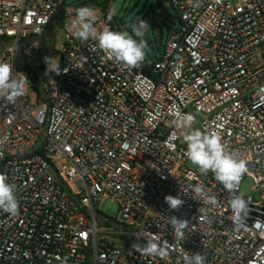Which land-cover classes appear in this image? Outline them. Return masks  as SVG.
I'll list each match as a JSON object with an SVG mask.
<instances>
[{
	"label": "built area",
	"instance_id": "2783aa9c",
	"mask_svg": "<svg viewBox=\"0 0 264 264\" xmlns=\"http://www.w3.org/2000/svg\"><path fill=\"white\" fill-rule=\"evenodd\" d=\"M167 1L177 27L154 62L127 69L69 31L82 6L95 9L98 30H115L108 5L0 0V61L30 81L14 104L0 100V173L19 201L15 217L0 211V264H185L197 252L205 264H264V0ZM57 31L60 75L44 62ZM177 110L247 162L239 231L230 194L184 155ZM245 179L257 201L240 192ZM167 195L184 201L179 211ZM103 199L115 217L101 212ZM171 216L189 221L183 240ZM148 232L172 244L166 260L130 250Z\"/></svg>",
	"mask_w": 264,
	"mask_h": 264
},
{
	"label": "clouds",
	"instance_id": "9594fccd",
	"mask_svg": "<svg viewBox=\"0 0 264 264\" xmlns=\"http://www.w3.org/2000/svg\"><path fill=\"white\" fill-rule=\"evenodd\" d=\"M115 15V9H110L108 20H111ZM96 21L97 12L94 8L79 7L76 9L74 17L69 21V31L82 43L90 39L96 41L97 47L105 54L106 58L118 65L127 69H135L143 64L148 48L144 37L150 28L147 21L140 19L138 22L129 24L131 33L129 31H114L109 27L98 30L95 26ZM44 62L48 66L52 63V58L46 56ZM52 70L56 75H60L63 71L58 64L54 65ZM48 72L47 67L46 75ZM29 84L27 75L16 76L12 64L0 61V100L14 104L18 98L27 93ZM173 117L172 124L175 129L179 130L182 141L186 144L184 155L198 168L200 173L211 172L216 181L222 184L230 194L231 215L228 218L232 222L233 230L239 231L244 227L250 212V202L242 195L236 194L240 181L247 172V162L244 159H237L228 150L217 131H202L199 128H194L196 117L192 113H182L177 110L173 112ZM194 191L197 194H203V186L196 185ZM15 193V185L8 182L7 174L0 173V211L12 217H15L19 211V201ZM208 202L215 204V196L209 197ZM165 203L170 210L179 211L184 201L178 196L167 195ZM168 224L172 228L174 240H183L186 230L189 228V221L171 216L168 218ZM145 241L143 244L135 241L131 244L130 250L144 257H159L162 260L168 258L172 244L167 240L148 232ZM184 259L185 264H205V257L199 252L190 253Z\"/></svg>",
	"mask_w": 264,
	"mask_h": 264
},
{
	"label": "rangeland",
	"instance_id": "374dc122",
	"mask_svg": "<svg viewBox=\"0 0 264 264\" xmlns=\"http://www.w3.org/2000/svg\"><path fill=\"white\" fill-rule=\"evenodd\" d=\"M64 4L67 6L94 4L99 7L108 5L109 9L116 11V15L110 20L116 31H129L131 33L129 24L138 22L140 19L147 21L150 28L147 30L144 39L148 44L145 59L148 64L158 58L168 35L179 23L177 11L167 0H65ZM61 42L62 34L57 31L54 43L56 51L52 53V67L57 64L56 52L60 50ZM186 165L191 167L189 162ZM251 188L252 183L245 179L241 183L240 192L244 195H250L252 200L257 201L259 192ZM100 210L109 217H115L117 205L110 199H103L100 203Z\"/></svg>",
	"mask_w": 264,
	"mask_h": 264
},
{
	"label": "trees",
	"instance_id": "16d2710c",
	"mask_svg": "<svg viewBox=\"0 0 264 264\" xmlns=\"http://www.w3.org/2000/svg\"><path fill=\"white\" fill-rule=\"evenodd\" d=\"M103 7V6H102ZM114 31H116V30H114ZM48 56H50L49 54H48Z\"/></svg>",
	"mask_w": 264,
	"mask_h": 264
}]
</instances>
